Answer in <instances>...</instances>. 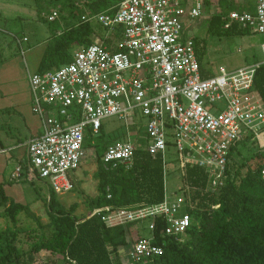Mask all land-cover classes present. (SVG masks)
Masks as SVG:
<instances>
[{
	"label": "built area",
	"instance_id": "built-area-1",
	"mask_svg": "<svg viewBox=\"0 0 264 264\" xmlns=\"http://www.w3.org/2000/svg\"><path fill=\"white\" fill-rule=\"evenodd\" d=\"M205 6L206 0H119L114 12L93 15L106 29L105 37L95 33L94 43L79 48L67 64L29 76L33 112L40 116L42 130L27 142V162L16 167L13 177L25 173L28 179L47 180L56 193L71 191L70 172L88 155L87 128L97 134L112 116L124 120L128 139L110 144L102 165L107 170L131 168L138 141L129 128L144 116L140 138L152 155L162 156L166 171V154L174 146L182 174L195 164L209 172L210 189L222 185L231 148L249 134L262 138L264 103L253 88L260 62L232 71L222 67L203 77L194 36L185 35L182 18L201 17ZM235 24L264 33V0H255L254 11H230L224 28ZM14 36L20 45L28 40ZM105 38L112 39L111 45ZM168 183L166 178L161 202L103 216L109 226L146 222L150 234L123 251L126 264H148L162 254L155 235L159 221L178 240L191 225L185 189L180 184L169 190Z\"/></svg>",
	"mask_w": 264,
	"mask_h": 264
},
{
	"label": "trees",
	"instance_id": "trees-1",
	"mask_svg": "<svg viewBox=\"0 0 264 264\" xmlns=\"http://www.w3.org/2000/svg\"><path fill=\"white\" fill-rule=\"evenodd\" d=\"M49 1L58 5L60 10V17L50 22L61 24V27L52 26L54 32L47 39L37 69L40 73L58 69L70 62L73 58L72 48L91 45L95 33L105 37L106 29L93 15L103 11L114 12V6L119 2ZM217 2L220 9L209 19L207 33L232 36L251 31L236 24L224 28V24L228 12L232 10L253 11L254 0ZM206 5L210 8L211 1L206 0ZM120 35L119 28L116 37ZM193 40L203 77L217 74L205 67L207 38L196 35ZM105 43L111 45L112 39L105 38ZM254 62L260 64L256 68L253 88L264 103V57ZM143 125L135 128L138 142L133 166L126 168L120 165L108 170L102 165L106 148L115 141L128 139V134L125 131L114 133V141L111 142L104 123L96 135L91 127L87 128L84 146L96 155L94 178L98 191L92 198L81 191L88 214L76 213V202L65 206L48 182L46 204L49 221L42 223L28 203L11 198L5 191V184L0 183V206L3 207L0 214L10 221L4 229H0V264H36L42 251L56 254L63 260L59 263L48 259L46 264H126L123 251H128L136 240L150 234L148 232L146 235L144 231L147 230L146 222L109 226L103 216L119 209L161 202L165 196L166 178L169 181L171 177L168 163L166 171L162 156H154L144 147L140 138L144 132ZM257 141L254 134H249L231 148L223 183L216 189L209 188V172L205 168L189 164L182 174L176 161L173 172L179 185L185 189L191 225L184 238L178 240L167 235L165 222L159 221L155 235L163 252L148 264H264V151L258 147ZM18 180L34 182L25 173ZM106 207L108 209H104ZM96 209L100 211L95 212ZM22 213L34 219L36 227L18 226ZM23 234L32 238L27 248L18 245Z\"/></svg>",
	"mask_w": 264,
	"mask_h": 264
},
{
	"label": "rangeland",
	"instance_id": "rangeland-1",
	"mask_svg": "<svg viewBox=\"0 0 264 264\" xmlns=\"http://www.w3.org/2000/svg\"><path fill=\"white\" fill-rule=\"evenodd\" d=\"M54 11H58L60 17L58 5H54L49 0H0V58L11 59L19 56L22 54V49L26 51L27 55L29 48L52 36L54 32L52 26L59 25L61 27V24L51 23L48 19ZM211 15L210 8L206 7L203 15L199 18L193 20H189L187 16L182 18V21L186 25L185 35L187 37L199 35L207 38L208 51L204 63L209 71L218 73L222 67L227 71H232L247 63H253L255 60L263 59L261 45L264 43V33L251 30L244 35H212L207 33V24ZM14 34L19 38H23L24 34H26L29 37V41H25L20 45ZM72 49L74 54L79 48L74 47ZM136 122L137 125L129 128V130H132L131 135L133 141L138 139L135 128H138L139 124H145L146 117H138L136 118ZM103 123L111 142L114 141V133L121 131L127 133L128 131L124 120L117 116L108 117L103 120ZM261 137L258 139L257 145L264 151V132ZM242 151L244 153L245 150L242 149ZM166 159L168 169L171 171V177L168 183L169 190L173 191L179 185L178 179L175 178L176 173L173 172V169L176 167L174 146L168 148ZM26 162L27 157L25 159ZM96 168L95 152L88 150V155L82 166L70 172L75 181L74 188L69 192L57 193L59 200L67 207L75 202L78 203L76 210L78 214L89 213L87 204L81 196V191L91 198L98 193L97 180L94 178ZM18 184H20L21 194L23 195L21 201L29 204L31 211L40 217L42 223H47L49 221L48 206L46 204V199L49 195L48 181L34 179V182L18 181ZM2 211L3 207L0 206V213ZM8 224H10V221L0 214V229H4ZM36 225L34 219L26 216L24 213L19 216L18 226L34 228ZM144 231L147 235L148 230L144 229ZM20 237L21 240L18 242V245L21 248H27L32 238L28 234H23ZM48 259L57 260L59 263L63 262L62 258L58 257V255L48 251H42L36 264H46Z\"/></svg>",
	"mask_w": 264,
	"mask_h": 264
},
{
	"label": "crops",
	"instance_id": "crops-1",
	"mask_svg": "<svg viewBox=\"0 0 264 264\" xmlns=\"http://www.w3.org/2000/svg\"><path fill=\"white\" fill-rule=\"evenodd\" d=\"M219 9L217 0L211 1V13ZM46 45L47 40L29 48L27 55L23 50L19 56L1 57L0 61V183L16 201H21L23 195L18 184L20 177L13 174L17 166L25 165L27 142L42 130L41 118L33 112L29 76L37 72Z\"/></svg>",
	"mask_w": 264,
	"mask_h": 264
}]
</instances>
